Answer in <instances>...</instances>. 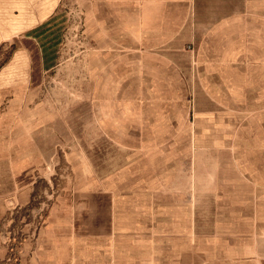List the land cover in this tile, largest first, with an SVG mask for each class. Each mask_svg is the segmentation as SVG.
<instances>
[{
    "label": "crops",
    "instance_id": "0c3cea01",
    "mask_svg": "<svg viewBox=\"0 0 264 264\" xmlns=\"http://www.w3.org/2000/svg\"><path fill=\"white\" fill-rule=\"evenodd\" d=\"M69 1L0 0V264L15 235V264H264V0H77L78 137L111 155L43 210L54 116L20 85L53 68Z\"/></svg>",
    "mask_w": 264,
    "mask_h": 264
},
{
    "label": "rangeland",
    "instance_id": "374dc122",
    "mask_svg": "<svg viewBox=\"0 0 264 264\" xmlns=\"http://www.w3.org/2000/svg\"><path fill=\"white\" fill-rule=\"evenodd\" d=\"M60 10L63 11L60 14L64 18L59 21L57 27L53 68L48 72L40 70V67L31 68L30 74L34 76L33 83L20 85L21 91L35 93L34 96L31 95V100L22 101L28 106V109L30 104H38V107L43 108L42 112L52 111L54 116L53 126L48 127L52 128V133L43 131V140H47L48 143L52 141L54 144L52 179H48V182L38 181L35 188L37 197L32 203V208L42 207L43 210H45L46 198L51 199L50 189L53 190L55 197L57 190L61 188L83 187V181L78 180V174L82 173L83 175L84 171L88 173L91 171L94 166V157L97 162H101V160L106 161L111 155V150L108 148H99L96 154V149L92 147V141L97 139L94 132H87L84 136L82 133V138L81 135L78 137L77 108L84 100V88L88 84L89 43L83 34V21L79 19L82 14L79 13L77 0L64 3ZM10 56L11 52L7 48L1 50L0 66L6 63ZM24 72L26 69H23L17 76L26 75L27 73ZM15 85H10L11 92L18 90L17 84ZM1 103L0 111L7 107V101L2 100ZM43 128L45 129V126ZM46 133L48 134L47 139H45ZM18 134L17 126L14 127V125L11 126L9 132H6L5 138L10 140L11 151L13 150V141ZM82 140L85 142L82 143ZM42 145H45V141ZM41 150L44 152L45 148L43 147ZM118 182L126 183L125 180ZM47 190L48 195L46 196ZM221 198L225 200V197H218L219 200ZM20 241L19 235H15L14 239L10 240L4 264H15L12 254L19 249Z\"/></svg>",
    "mask_w": 264,
    "mask_h": 264
},
{
    "label": "trees",
    "instance_id": "16d2710c",
    "mask_svg": "<svg viewBox=\"0 0 264 264\" xmlns=\"http://www.w3.org/2000/svg\"><path fill=\"white\" fill-rule=\"evenodd\" d=\"M44 41H45V39H43ZM54 40H55V42H56V38H54ZM53 40V41H54ZM47 41V43H52L53 41H50V40H46ZM56 46V45H55ZM54 47V46H53ZM48 54H50V56H49V61H52L54 58H55V55H54V52H51V53H48ZM42 55H43V57H45L46 56V53H45V51H43V53H42Z\"/></svg>",
    "mask_w": 264,
    "mask_h": 264
}]
</instances>
